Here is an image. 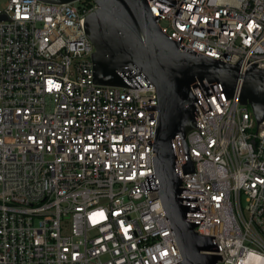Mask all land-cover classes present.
<instances>
[{"label":"built area","instance_id":"obj_1","mask_svg":"<svg viewBox=\"0 0 264 264\" xmlns=\"http://www.w3.org/2000/svg\"><path fill=\"white\" fill-rule=\"evenodd\" d=\"M146 1L182 51L264 69V0ZM95 8L0 7V264H182L156 190L155 85L132 66L126 86L95 82ZM241 83L230 97L195 77V127L187 149L172 143L185 220L213 238L215 264H264V120Z\"/></svg>","mask_w":264,"mask_h":264},{"label":"water","instance_id":"obj_2","mask_svg":"<svg viewBox=\"0 0 264 264\" xmlns=\"http://www.w3.org/2000/svg\"><path fill=\"white\" fill-rule=\"evenodd\" d=\"M63 4L77 0H40ZM97 5L85 17L84 29L94 45L95 82L126 86L119 74L124 66L143 73L156 88L158 112L153 145V164L158 180L157 196L169 219L182 264H215L216 245L211 236L198 234L196 224L186 221L190 207L179 197L181 179L176 174L173 140L179 137L187 149L186 136L195 127V97L190 87L195 77L219 82L228 96L242 78L239 102L249 105L260 123L264 120V69L255 64L241 72V62L231 64L204 55L189 54L158 27L146 0H93ZM6 15L0 14V20ZM192 162L184 171H193Z\"/></svg>","mask_w":264,"mask_h":264},{"label":"rangeland","instance_id":"obj_3","mask_svg":"<svg viewBox=\"0 0 264 264\" xmlns=\"http://www.w3.org/2000/svg\"><path fill=\"white\" fill-rule=\"evenodd\" d=\"M7 5V0H1L0 1V7L4 8Z\"/></svg>","mask_w":264,"mask_h":264},{"label":"trees","instance_id":"obj_4","mask_svg":"<svg viewBox=\"0 0 264 264\" xmlns=\"http://www.w3.org/2000/svg\"><path fill=\"white\" fill-rule=\"evenodd\" d=\"M85 1L89 2L90 0H85Z\"/></svg>","mask_w":264,"mask_h":264}]
</instances>
